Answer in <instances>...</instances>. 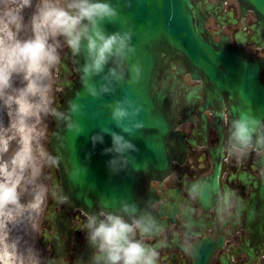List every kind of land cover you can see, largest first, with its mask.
<instances>
[{
  "label": "water",
  "instance_id": "water-1",
  "mask_svg": "<svg viewBox=\"0 0 264 264\" xmlns=\"http://www.w3.org/2000/svg\"><path fill=\"white\" fill-rule=\"evenodd\" d=\"M108 2L116 8L118 17L105 22L104 27L109 33L131 32L130 44L135 51L120 66L109 59L99 74H91L82 82L79 69L85 63V54L82 51L73 56L68 50L77 75L74 81L62 84L64 106L54 116L51 151L59 157L60 174L77 204L99 206L105 212L127 218L140 216L154 223L155 217L148 212L155 200L150 180H160L185 147L183 138L181 146L173 149L163 141L171 133L167 90L178 91L186 86L168 77L162 60H173V65L185 68L184 72H190L193 79L201 78L198 73L203 74V80L218 91L236 93V102L230 106L232 129L236 131L234 122H243L251 138L264 117L251 109L255 105V75L263 62L245 59L238 48L229 46L224 39L212 41L198 15L199 9L189 0ZM239 2L253 9L264 26V0ZM134 65L138 73L133 70ZM109 69H115L116 75H111ZM164 72L170 86L165 93L161 90ZM259 89L264 101V86ZM192 97L191 89L184 97L189 100L187 106ZM117 108L128 115L115 119ZM113 133L134 148L116 152ZM211 255L212 247L202 240L194 247L193 264H210Z\"/></svg>",
  "mask_w": 264,
  "mask_h": 264
},
{
  "label": "clouds",
  "instance_id": "clouds-1",
  "mask_svg": "<svg viewBox=\"0 0 264 264\" xmlns=\"http://www.w3.org/2000/svg\"><path fill=\"white\" fill-rule=\"evenodd\" d=\"M117 17L108 0H0V264H43L39 251L20 233L43 235L52 195L45 170L58 166L59 157L46 148L44 121L58 115L53 104L61 50L85 54L79 69L82 82L99 74L109 59L120 66L135 48L131 32L109 33L104 27ZM22 32L30 34L22 37ZM133 70L139 72L135 65ZM109 73L115 76L116 70ZM127 115L121 108L113 113L117 120ZM234 123V137L247 145L248 128ZM112 140L116 152L134 148L115 133ZM86 221L91 264H156L159 254L144 243L150 229L141 219L129 223L123 216L100 211L87 215Z\"/></svg>",
  "mask_w": 264,
  "mask_h": 264
},
{
  "label": "flooded vegetation",
  "instance_id": "flooded-vegetation-1",
  "mask_svg": "<svg viewBox=\"0 0 264 264\" xmlns=\"http://www.w3.org/2000/svg\"><path fill=\"white\" fill-rule=\"evenodd\" d=\"M221 2L219 13L224 24L220 26L214 16L205 22L213 39H220L219 32L227 36L229 44H238L243 53L264 59V33L257 36L251 27L257 22L254 12L242 8L237 0ZM30 12L26 10V15ZM29 34L22 32L21 36ZM184 80L190 85L197 83L188 75ZM257 81L264 83L262 68ZM205 105L201 92L192 120L175 128L184 133L186 154L180 162L173 161L171 171L161 182H151L156 196L152 212L157 224L147 227L150 232L144 236V243L158 252L156 264H192L193 248L203 239L214 249L210 264H264V124L247 145L238 147L230 138L228 99ZM174 111L178 117L179 112L176 108ZM256 112L258 116L264 112L261 99ZM52 170L56 173V166L50 167V173L45 171L52 195L43 220V235L29 232V242L40 252L43 264L56 254L67 263L81 258L83 263L91 264L93 246L87 240L86 216L101 210H86L61 196L59 182L53 189ZM52 216L64 219L61 229L55 230Z\"/></svg>",
  "mask_w": 264,
  "mask_h": 264
},
{
  "label": "rangeland",
  "instance_id": "rangeland-1",
  "mask_svg": "<svg viewBox=\"0 0 264 264\" xmlns=\"http://www.w3.org/2000/svg\"><path fill=\"white\" fill-rule=\"evenodd\" d=\"M23 37V36H22ZM17 83H20V80L19 79H17V81H16ZM4 119H6V118H4ZM5 123H6V120H5ZM44 123L47 125V119H45V121H44ZM50 130V129H49ZM48 133H50V131H48ZM13 147H14V145H13ZM30 232V231H29ZM31 233V232H30ZM21 235H23V237L26 239V237H28V234L27 235H25L23 232H21L20 233ZM32 236V235H31Z\"/></svg>",
  "mask_w": 264,
  "mask_h": 264
},
{
  "label": "bare ground",
  "instance_id": "bare-ground-1",
  "mask_svg": "<svg viewBox=\"0 0 264 264\" xmlns=\"http://www.w3.org/2000/svg\"><path fill=\"white\" fill-rule=\"evenodd\" d=\"M4 118H6V116H5ZM5 120H7V119H5ZM6 122H7V121H6Z\"/></svg>",
  "mask_w": 264,
  "mask_h": 264
}]
</instances>
